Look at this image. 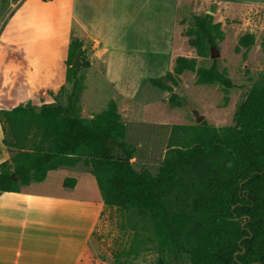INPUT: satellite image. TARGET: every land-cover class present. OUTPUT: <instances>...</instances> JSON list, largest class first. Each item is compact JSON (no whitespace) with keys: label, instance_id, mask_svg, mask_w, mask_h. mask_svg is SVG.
<instances>
[{"label":"trees","instance_id":"trees-1","mask_svg":"<svg viewBox=\"0 0 264 264\" xmlns=\"http://www.w3.org/2000/svg\"><path fill=\"white\" fill-rule=\"evenodd\" d=\"M215 4L210 11H215ZM185 31L197 55L207 57L224 38L222 23L213 13H191ZM245 33L240 46L255 43ZM85 40L71 42L67 80L73 89L66 104L34 106L31 100L0 109L2 142L13 152L0 162V193L21 192L42 182L52 170L83 162L96 179L103 204L136 210L152 220L159 245L176 258L189 253L192 264H264V83L251 86L235 116L234 126L205 123L174 124L157 174L137 170L131 159L136 147L127 140V128L116 100L89 117L81 115L84 89L81 67ZM77 56L82 66H73ZM198 67L197 58L179 55L164 76L148 78L155 87L171 92L169 101H186L174 92L185 71L197 73V82L233 81L220 70ZM77 178L66 177L74 188Z\"/></svg>","mask_w":264,"mask_h":264},{"label":"rangeland","instance_id":"rangeland-1","mask_svg":"<svg viewBox=\"0 0 264 264\" xmlns=\"http://www.w3.org/2000/svg\"><path fill=\"white\" fill-rule=\"evenodd\" d=\"M218 1L179 0L175 51L197 58L198 67H211L214 59H218L220 70H226L233 87L227 91L217 82L200 84L196 72L185 71L174 92L186 102L175 106L169 101L171 92L150 82H146L133 103L117 95L106 80L103 59L94 57L92 43L70 19V0H0V109L28 100L37 108L43 104H66L73 89V82L67 80L69 49L73 40L81 38L85 40L84 58L91 62L90 66L81 67L80 58L79 75L83 76L84 84L81 115L89 117L99 113L110 100H116L125 116L126 140L136 147L131 159L133 166L157 174L174 124H198L193 115V109L197 108L206 115L201 123L234 126L238 108L250 87L264 83V0H224L221 8ZM213 4L216 6L214 20L222 23L224 38L210 48L207 57H201L190 45L185 31L191 26V13L203 14ZM166 18L168 25L169 6ZM115 20L118 22V16ZM249 32L255 34V43L249 48L240 46L241 36ZM159 115L165 116L167 127L157 125L162 121ZM3 138L0 123V162L13 155L2 143ZM66 170L67 175L79 180L76 189H64L68 197L100 198V194L95 197L90 191L93 180L83 162ZM59 174L49 181L57 191ZM67 211V215L23 213L11 222L13 235L0 237V242H54L56 264H69L71 258L66 253L75 254V250L82 249L91 225L90 215L98 211L96 228L87 239L79 264H192L188 252L176 258L161 247L152 220L141 217L136 210L75 202L68 204ZM9 220L0 207V227L10 224Z\"/></svg>","mask_w":264,"mask_h":264},{"label":"crops","instance_id":"crops-1","mask_svg":"<svg viewBox=\"0 0 264 264\" xmlns=\"http://www.w3.org/2000/svg\"><path fill=\"white\" fill-rule=\"evenodd\" d=\"M223 1H218L220 8ZM178 2L179 0H70V19L92 43L94 57L103 59L106 80L125 102L133 103L140 96L148 78L164 76L174 68L177 56L181 55L175 51ZM168 6L171 19L169 26L166 18ZM117 16L118 22L115 20ZM159 117H162V121L157 125L167 127L165 116ZM122 118L125 116L122 115ZM66 168L68 167L50 171L44 181L32 182L21 192L0 193V207L10 218V224L0 227V237L13 235L11 222L23 213L55 212L67 215L70 203H103L101 196L98 200L86 199L87 196L68 197L64 189L70 187L63 185L64 179L70 177ZM56 174H59V191L54 190L53 184L49 182ZM91 177L93 183L91 182L90 191L98 197L100 193L96 179L92 174ZM78 185L77 178L76 186L71 189H76ZM90 219L91 225L87 228L82 249L75 250V254L66 253L71 258L69 264L80 263L87 239L96 228L98 211L91 214ZM49 227L54 231V225ZM52 245L54 242H0V264H56Z\"/></svg>","mask_w":264,"mask_h":264},{"label":"water","instance_id":"water-1","mask_svg":"<svg viewBox=\"0 0 264 264\" xmlns=\"http://www.w3.org/2000/svg\"><path fill=\"white\" fill-rule=\"evenodd\" d=\"M210 13H213L212 11H209ZM81 64L80 56H77L75 60L73 61L72 65L79 67ZM193 115L195 117L196 122L199 124L201 123L205 118L206 115L202 113L199 109L194 108L193 109Z\"/></svg>","mask_w":264,"mask_h":264}]
</instances>
